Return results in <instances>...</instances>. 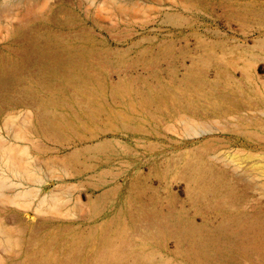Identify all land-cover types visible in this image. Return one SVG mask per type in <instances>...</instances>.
<instances>
[{"label": "rangeland", "instance_id": "374dc122", "mask_svg": "<svg viewBox=\"0 0 264 264\" xmlns=\"http://www.w3.org/2000/svg\"><path fill=\"white\" fill-rule=\"evenodd\" d=\"M0 58L1 264H264V0H0Z\"/></svg>", "mask_w": 264, "mask_h": 264}, {"label": "bare ground", "instance_id": "6f19581e", "mask_svg": "<svg viewBox=\"0 0 264 264\" xmlns=\"http://www.w3.org/2000/svg\"><path fill=\"white\" fill-rule=\"evenodd\" d=\"M145 9L146 8H144V9L140 8L138 10L129 9L128 12L130 11L131 13H133V12L134 13H140ZM0 71H1V69H0ZM0 82H1V79H0ZM0 88H1V83H0ZM22 119H23V122H25V123L30 122V120L28 119V113H24L22 115ZM30 134H31V129L29 127H27L22 132L21 131L16 132L14 134V136L18 139H25L26 140ZM27 140H29V139H27ZM36 140H40V139H36ZM30 141L32 142V145L34 143V146H35V143H37L36 145H39V146L42 144V143L40 144V143L36 142L35 140H30ZM38 148L36 149L37 151H38ZM41 164L42 163H40L39 158L33 154V151H31V148L28 145L22 146V147L17 149L13 145L6 143L5 140H3V138L0 136V189L6 188L10 184L9 178L7 176H5L6 172L12 173V176L21 178L23 180H32V181L34 180V181H38V182L42 183L44 181V179L40 173V171L42 169ZM36 167H38L39 171H37L35 169ZM46 195H48V194H46ZM0 197L4 198L3 202H5L4 200L8 201L18 211L22 210V209L24 210V209H27L28 207H30V205L26 202V200H24L23 196L15 195V196L11 197L9 195L7 196L6 194H4V193L2 194V192H0ZM40 207L38 209H36V211H35V216L37 218V221L33 224L35 231L39 230L41 228V225H42L43 209ZM51 210L53 212H55V214H60V210L58 209V205L55 203L52 204ZM24 227H27V225L25 226V224H24ZM20 231L21 230L19 229V233H20ZM12 233L13 232L7 231L5 229L3 222L0 220V234H2L6 240V243H4L0 240V264H1V259L3 257L7 256V254L11 250H13L15 246H18L19 248L23 247L24 239L21 236H19L17 242L14 243V241H13L14 234H12ZM30 246H32V245H30Z\"/></svg>", "mask_w": 264, "mask_h": 264}, {"label": "crops", "instance_id": "0c3cea01", "mask_svg": "<svg viewBox=\"0 0 264 264\" xmlns=\"http://www.w3.org/2000/svg\"><path fill=\"white\" fill-rule=\"evenodd\" d=\"M261 50V49H256ZM219 54L218 59H232V60H248L249 54L255 51L254 47H228L227 49L217 50Z\"/></svg>", "mask_w": 264, "mask_h": 264}]
</instances>
